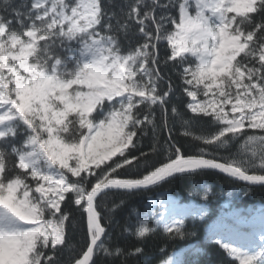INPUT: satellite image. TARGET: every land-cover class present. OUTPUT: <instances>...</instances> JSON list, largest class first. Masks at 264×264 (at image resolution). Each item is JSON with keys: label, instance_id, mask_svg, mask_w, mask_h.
Listing matches in <instances>:
<instances>
[{"label": "snow or ice", "instance_id": "6c2138e0", "mask_svg": "<svg viewBox=\"0 0 264 264\" xmlns=\"http://www.w3.org/2000/svg\"><path fill=\"white\" fill-rule=\"evenodd\" d=\"M177 90L189 119L171 103ZM199 122L213 130L181 133L195 149L174 138L176 123ZM238 141L247 159L219 155ZM212 170L264 186V0H3L0 264H127L143 249L110 247L113 227L138 240L159 227L182 238L184 218L161 194L148 203L164 211L120 225L126 200L108 207V198ZM197 189L207 200L210 186L190 195ZM249 241L216 242L235 264H264V215Z\"/></svg>", "mask_w": 264, "mask_h": 264}, {"label": "trees", "instance_id": "16d2710c", "mask_svg": "<svg viewBox=\"0 0 264 264\" xmlns=\"http://www.w3.org/2000/svg\"><path fill=\"white\" fill-rule=\"evenodd\" d=\"M27 2V0H12L13 4ZM119 2V0H118ZM3 0H0L2 5ZM167 49L161 47L160 56L163 57ZM163 68V65H161ZM164 72L172 76V79L178 85L175 71L169 65ZM189 98L182 96L177 90L172 97L171 103L177 105L179 111L184 112V118L189 119L194 114L186 111L185 105ZM190 130L192 136L199 135L201 132L211 131L203 122L194 123L190 129L182 128L180 123H176L173 129V136L186 147L195 149L197 144L192 136L185 137L181 133ZM166 138L167 133H163ZM243 141L233 142L228 149L219 150V155H232L236 159H247L242 155H237V150ZM145 151H147V140L145 141ZM252 172H258V169H250ZM207 183L210 186V194L207 200H204L203 190L197 189L195 194H191L192 186L196 183ZM231 193V195H229ZM161 194L164 196L168 205L174 206L177 212V218L182 214L184 218L183 233L184 236L168 235L162 227L156 228V231L148 238L138 240L134 236L121 235L120 227L111 229L112 240L110 247L119 245L127 250L135 246L141 247L143 253L138 257H128L127 264H161L162 261H170L172 264H235L221 244L217 240L229 242L233 234L232 229L236 226V220L243 221L242 231L260 232L261 225H255L257 220L251 219L252 216L260 215L258 219L261 223V216L264 215V187H255L244 184L235 179L222 174L209 171L206 174L195 177H185L173 180L158 188L155 192H149L146 195H135L121 197L119 195L110 196L105 202L111 207L113 202L118 203L121 198L126 200L127 206L124 209H118L116 219L120 225L127 221L133 226H137L138 216L140 219L150 216L153 210L164 211L159 203L155 208L148 203L149 198L159 200ZM136 208L138 215H129L132 208ZM239 214L237 217L236 215ZM79 223V216H77ZM150 226L155 227L154 220H149ZM229 226V227H226ZM105 226L107 224L105 222ZM213 233H222L223 236H213ZM83 231L75 233L72 237L74 245L78 246L82 242ZM230 243V242H229ZM70 253L65 252L61 257L68 262L71 258ZM125 257H119L115 260L101 256L100 264H121Z\"/></svg>", "mask_w": 264, "mask_h": 264}, {"label": "rangeland", "instance_id": "374dc122", "mask_svg": "<svg viewBox=\"0 0 264 264\" xmlns=\"http://www.w3.org/2000/svg\"><path fill=\"white\" fill-rule=\"evenodd\" d=\"M237 217L239 216V214L236 215ZM260 218V215H255V216H252L251 219H255L257 220V223L255 225L257 226H260L261 223H259L258 219ZM236 223V227L232 229V236H231V239H232V242L233 244H236L238 245L239 243L241 244H248L250 241H249V237L251 236H254L257 240H258V236H259V233L260 232H256V231H249V232H244L242 231V226L246 227L247 225L246 224H243V221H240V220H236L235 221ZM172 264V263H171Z\"/></svg>", "mask_w": 264, "mask_h": 264}, {"label": "water", "instance_id": "95a60500", "mask_svg": "<svg viewBox=\"0 0 264 264\" xmlns=\"http://www.w3.org/2000/svg\"><path fill=\"white\" fill-rule=\"evenodd\" d=\"M212 172L219 173L218 171H215V170H212ZM219 174H222V173H219ZM222 175L226 176L225 174H222ZM227 177H228V176H227ZM232 179H234V178H232ZM239 182H240V181H239ZM242 183H244V182H242ZM244 184H246V183H244ZM247 185H249V184H247ZM251 186H255V187H264V186H258V185H251Z\"/></svg>", "mask_w": 264, "mask_h": 264}]
</instances>
